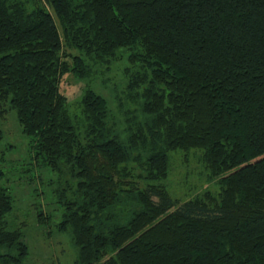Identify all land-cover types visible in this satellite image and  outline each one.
<instances>
[{
	"label": "trees",
	"instance_id": "obj_1",
	"mask_svg": "<svg viewBox=\"0 0 264 264\" xmlns=\"http://www.w3.org/2000/svg\"><path fill=\"white\" fill-rule=\"evenodd\" d=\"M8 110L27 156L0 161L71 264H264V0H0ZM175 154L214 189L170 194ZM14 201L0 184V264H32Z\"/></svg>",
	"mask_w": 264,
	"mask_h": 264
},
{
	"label": "rangeland",
	"instance_id": "obj_2",
	"mask_svg": "<svg viewBox=\"0 0 264 264\" xmlns=\"http://www.w3.org/2000/svg\"><path fill=\"white\" fill-rule=\"evenodd\" d=\"M119 64L121 65V63ZM111 76H114V81L120 82L121 78L119 75L112 73ZM65 85L68 86L65 88L69 92H72L73 89H75L73 88L74 85L70 82H67ZM95 88L97 92L104 96L108 102L109 108L112 109L113 99H111L110 96L113 91L110 86L106 88ZM72 93H74V91ZM0 131L2 132L0 138V156L2 153L3 157L6 159L5 162L11 161L13 158H19L21 163L25 162L28 139L26 137V139H24V136L20 132V128L13 111L8 110L3 114V116L0 115ZM7 144H13L15 145V148L12 151H7L5 150ZM4 168L5 164L3 165L0 161V170H5V175L0 179V184L7 186L10 190H12V192H14L15 214L13 217L15 218L16 216L18 221L22 220L26 222L24 234L25 241L29 246L28 261L32 264H45L50 262V259L57 257L61 264H71L75 256L74 250L71 247L68 238L64 235L46 234V232L51 229V225L55 224L56 220H59V216L53 221V223L52 220L44 225L35 222L36 213L32 205L35 198L32 193L31 186L24 184V181L17 180L18 177L24 174H21L16 167L10 171ZM36 172H40L43 175V172L37 167L30 168L27 172H25V175L30 176V174H33L35 176ZM201 172H203V168L195 158L187 156V159H185L184 156L175 154L172 157V167L167 180L170 194L175 195L178 198L185 199L192 197L203 189H214L207 186L210 182H206L205 175L201 174ZM41 178L43 181H46L43 176H41Z\"/></svg>",
	"mask_w": 264,
	"mask_h": 264
}]
</instances>
